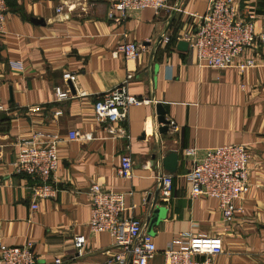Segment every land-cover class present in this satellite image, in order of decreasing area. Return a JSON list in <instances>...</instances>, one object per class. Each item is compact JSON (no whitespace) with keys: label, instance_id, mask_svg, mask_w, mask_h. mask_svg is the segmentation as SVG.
I'll return each instance as SVG.
<instances>
[{"label":"crops","instance_id":"crops-1","mask_svg":"<svg viewBox=\"0 0 264 264\" xmlns=\"http://www.w3.org/2000/svg\"><path fill=\"white\" fill-rule=\"evenodd\" d=\"M116 1L6 0V34L0 37V241L10 247L33 242L38 264H109L118 252L111 236L89 229L90 188L99 183L126 194V216L141 219L147 231L154 210L165 209L166 218L153 229L158 253L150 264H164V251L180 233L221 238L224 251L213 264H264V42L258 40L238 60L253 59L255 68H200L194 51H181L178 44L189 43L208 0H170L159 14L147 9L118 21L109 17ZM249 10L256 14V33L264 34V0H243L240 14ZM125 35L140 47L136 59L115 53ZM65 74L73 77L72 97L58 101ZM127 81L129 94L148 102L130 108L121 123L126 136L109 134L107 124L96 122L95 105ZM159 105L179 132H160ZM35 130L59 137V171L56 197L39 200L32 210V182L16 175L11 163L19 142ZM75 131L91 139L71 140ZM229 144L246 145L251 154L250 190L235 201L243 213L231 224L217 200L191 196L186 178L207 150ZM188 149H196L193 159L185 156ZM171 152L178 154L175 173L163 164ZM125 156L134 163L131 179L117 176ZM164 175L173 176L168 202L161 198ZM77 236L86 238L81 250Z\"/></svg>","mask_w":264,"mask_h":264},{"label":"built area","instance_id":"built-area-1","mask_svg":"<svg viewBox=\"0 0 264 264\" xmlns=\"http://www.w3.org/2000/svg\"><path fill=\"white\" fill-rule=\"evenodd\" d=\"M169 1L117 0L112 5L109 17L116 21L126 20L130 13L147 9L159 14L167 7ZM242 2L243 0H208L207 13L201 19L193 37L189 39V47L194 51L200 68H237L244 72L257 66L253 59L238 61L258 40L264 42V34L256 33L255 12L249 10L244 16L240 14ZM62 10L60 6L57 12ZM8 11L6 0H0V37L6 34ZM126 37L127 35L116 47L115 53H121L129 60L136 59L140 47L126 41ZM72 79L70 74L64 75L66 87L56 89L58 101L72 97L69 86V80ZM147 102V99L139 100L129 94L127 81L99 98L95 105L96 122L100 125L107 124L109 134L126 136L121 123L127 119L130 108L145 105ZM114 125L117 127H113ZM169 127L175 133L180 130L173 123H170ZM70 139L90 140L91 136H81L75 131L70 134ZM58 144L57 135L43 130L33 131L18 144L19 150L11 166L16 175L25 176L32 182V210L39 208V200L55 198L58 193L55 186L59 171ZM185 156L193 159L196 149L186 150ZM250 161L251 154L246 145L229 144L207 150L203 159L195 161L186 175L191 184V196L217 200L225 222L233 223L236 216L243 213L242 208L236 207L235 201L242 200L250 190ZM133 166L129 156L123 157L117 176L131 179ZM161 180V198L163 202H168L172 194L173 176L164 175ZM90 195V231L94 234L110 235L118 249L117 254L112 256L108 263L150 264L158 253L156 243L141 219L126 216L130 209L127 206L126 194L94 183L90 188ZM75 245L79 250L83 249L86 238L77 236ZM223 251V242L219 237L208 238L180 233L164 251V264H213L212 258ZM60 263V260H56V264ZM0 264H38L33 242L10 247L0 241Z\"/></svg>","mask_w":264,"mask_h":264},{"label":"water","instance_id":"water-1","mask_svg":"<svg viewBox=\"0 0 264 264\" xmlns=\"http://www.w3.org/2000/svg\"><path fill=\"white\" fill-rule=\"evenodd\" d=\"M178 49L181 51H187L189 49V43L180 42L178 44ZM72 90V87H71ZM73 91V90H72ZM157 121L161 125L160 132H167L169 130L170 122L166 120V112L162 106H157ZM163 164L165 169L170 173H175L178 166V154L171 152L163 159ZM166 218V211L164 208H158L154 210L151 220L150 226L148 229V234L151 236L154 235L153 229L159 222Z\"/></svg>","mask_w":264,"mask_h":264}]
</instances>
